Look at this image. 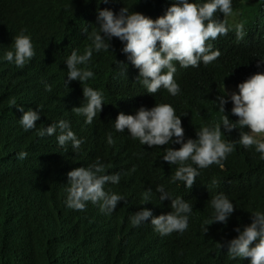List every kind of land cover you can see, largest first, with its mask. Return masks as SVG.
Masks as SVG:
<instances>
[{"label":"trees","instance_id":"trees-1","mask_svg":"<svg viewBox=\"0 0 264 264\" xmlns=\"http://www.w3.org/2000/svg\"><path fill=\"white\" fill-rule=\"evenodd\" d=\"M98 2L0 0V56L11 49L12 36L21 29L31 35L35 49L34 57L23 68L0 60V264H248L247 258H229L226 248L218 243L234 238L235 227L250 223V212L264 211V159L259 158L254 146L235 144L223 168L212 164L200 169L191 189H187L182 181L169 183L177 166L161 158L165 147L178 148V144L141 145L126 131L116 132L112 121L119 112L134 114L140 106L167 103L177 115H183L186 139H195L201 126L218 122L222 114L214 100L223 94V85L236 87L259 71L257 61L264 60V0H231L236 16L231 24L242 23V37H235L233 27L211 40L212 50H219V56L208 65L181 68L177 63L174 80L180 90L175 96L163 88L146 93L136 80L138 69L126 60L122 43L113 37L110 50L93 52L87 65L94 77L86 83L103 93L105 104L91 124H85L82 115L71 112L83 100V85L79 81L65 84L63 62L73 48L82 53L90 46L81 30H98V9L115 12L125 5L129 11L155 19L173 0ZM214 16L223 19L222 13ZM117 61L128 67L118 66ZM123 67H127L125 75L121 74ZM44 83L50 90H45ZM12 101L25 110L40 106L37 129L67 120L77 138L83 140L78 153L70 145L58 147L55 135L39 137L36 129L24 131ZM231 106L230 101L225 104V113L235 121ZM106 132L112 133L111 145L106 143ZM226 135L222 138L237 140L239 129ZM20 151L27 153L22 160L16 155ZM97 157L105 171L120 173L116 184L119 191L109 185L106 189L122 195L125 201L118 202L110 214L102 213L98 205L90 207V202L83 211L67 208V172L80 161L93 162ZM213 178L215 185L211 184ZM158 184L173 198L179 196L192 205L188 228L182 234L161 236L153 231L150 218L139 226L129 221L140 208L151 209L153 216L171 210L170 200L159 203L155 192ZM217 193L233 202L234 211L227 224L214 222L204 233L202 223L210 220L212 211L208 201ZM145 195L150 201L145 202Z\"/></svg>","mask_w":264,"mask_h":264},{"label":"clouds","instance_id":"clouds-1","mask_svg":"<svg viewBox=\"0 0 264 264\" xmlns=\"http://www.w3.org/2000/svg\"><path fill=\"white\" fill-rule=\"evenodd\" d=\"M98 3H108L99 0ZM223 14V19L214 13ZM232 15L231 0H173L165 13L152 19L143 13L129 11L124 5L113 12L110 8L98 9L96 14L97 31L81 30L90 40V46H85L82 53L73 48L64 58L66 65L65 84L79 81L82 86L83 100L79 107H73L71 112L84 117L85 124H91L94 117L101 112L104 95L100 90L87 85L89 78L94 77L93 71L87 67L93 52L110 50L113 37L122 43L121 52L126 60L138 69V79L148 94H154L163 88L169 95L179 92V85L174 80L176 65L181 68L197 67L199 64L208 65L219 56V50H212L211 40L218 35L224 36L233 30L235 37L243 35L242 23L234 26L227 23L226 17ZM228 20V19H227ZM11 49H5L0 60L23 68L35 55L31 35L21 29L12 36ZM175 62V63H174ZM119 65L127 64L117 61ZM259 71L250 74L242 82L237 83L236 89L227 92L223 85V94L215 98L219 121L196 130V138H185L181 116L167 103H155L152 107L140 106L134 114L119 112L112 121L116 132H127L133 140L149 147L178 144V148L165 147L161 156L169 165H176L169 183L182 181L187 189H191L199 170L215 164L223 168V161L231 153L235 144L244 148L254 146V150L264 159V60L257 61ZM127 67L121 68V74L126 73ZM45 90L50 85L44 83ZM230 101L232 115L237 119L232 121L225 113V104ZM19 125L24 131L36 129L39 137L53 136L58 147H71L78 153L82 138H77L67 120L60 119L47 127L36 128L40 118V106L36 110L24 109L17 105ZM186 115V114H185ZM223 126V132L221 130ZM245 127L248 129L244 131ZM239 129L237 140H226L223 136L232 129ZM75 131V130H74ZM106 143L113 144L111 132L105 133ZM17 159H24L26 152L20 151ZM11 159L8 160V163ZM194 165V166H193ZM67 187L65 188L64 204L72 210L83 211L88 202L90 207L98 205L104 214H110L118 202L125 201L120 194L107 190L106 184H117L120 173H105V165L97 157L86 166L76 167L67 172ZM216 179L211 180L215 185ZM147 189L146 192H151ZM159 203L170 200V211L153 216L151 209L140 208L129 216L132 226H139L146 221L152 225L153 231L161 236L173 232L182 234L188 228L189 215L192 205L177 196L173 198L170 191L163 185H156ZM145 202L150 201L147 195ZM211 208L210 220L202 223V230L207 232V226L220 222L227 224L228 218L234 211V204L223 193H217L208 201ZM250 223L233 229L237 235L234 238L218 243L220 248H226L229 258L248 259V264H264V211L250 212Z\"/></svg>","mask_w":264,"mask_h":264},{"label":"water","instance_id":"water-1","mask_svg":"<svg viewBox=\"0 0 264 264\" xmlns=\"http://www.w3.org/2000/svg\"><path fill=\"white\" fill-rule=\"evenodd\" d=\"M20 118L17 119V121L19 120ZM91 162L87 161V160H83V161H80V163H77L76 167H81V166H86L87 164H89ZM106 174H110V173H113V172H107L105 171ZM108 185L111 187V189H113V191H119L116 189V184H106L104 187L107 188ZM94 205V204H93Z\"/></svg>","mask_w":264,"mask_h":264},{"label":"rangeland","instance_id":"rangeland-1","mask_svg":"<svg viewBox=\"0 0 264 264\" xmlns=\"http://www.w3.org/2000/svg\"><path fill=\"white\" fill-rule=\"evenodd\" d=\"M226 19H228V20H227V23H229V24L235 22V20H236L235 13L232 12V15L226 17ZM225 89H226L227 92H231V91L235 90L236 87H234V86H232V85H228V86H225Z\"/></svg>","mask_w":264,"mask_h":264},{"label":"bare ground","instance_id":"bare-ground-1","mask_svg":"<svg viewBox=\"0 0 264 264\" xmlns=\"http://www.w3.org/2000/svg\"><path fill=\"white\" fill-rule=\"evenodd\" d=\"M95 13V12H94ZM78 90V89H77ZM77 97V96H76ZM72 103H74V100H73V102ZM108 147V146H107ZM105 149V148H104Z\"/></svg>","mask_w":264,"mask_h":264}]
</instances>
